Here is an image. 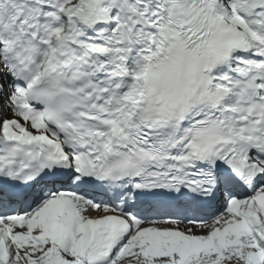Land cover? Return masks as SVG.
<instances>
[{
  "label": "snow or ice",
  "instance_id": "1",
  "mask_svg": "<svg viewBox=\"0 0 264 264\" xmlns=\"http://www.w3.org/2000/svg\"><path fill=\"white\" fill-rule=\"evenodd\" d=\"M0 264H264V0H0Z\"/></svg>",
  "mask_w": 264,
  "mask_h": 264
}]
</instances>
